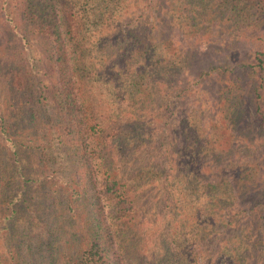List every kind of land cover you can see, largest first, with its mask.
Here are the masks:
<instances>
[{
  "label": "trees",
  "instance_id": "16d2710c",
  "mask_svg": "<svg viewBox=\"0 0 264 264\" xmlns=\"http://www.w3.org/2000/svg\"><path fill=\"white\" fill-rule=\"evenodd\" d=\"M169 1L144 0L136 9L142 14L168 7L184 38L201 25L229 22L240 32L264 22V0ZM18 3L17 11L3 12L4 30L7 41L18 37L23 55L10 60L0 51V101L10 89L22 105L19 114L0 113V140L8 154L0 161V264H206L200 260L204 252L187 244L203 232L199 223L206 220L211 232H219L242 214L259 207L264 212L261 169L251 160L230 161L226 155L236 148L231 134L220 129L226 117L254 115L258 129L247 130L248 137H259L264 147V49L250 53L254 62L244 63L241 75L229 81L228 111L214 129L199 126L198 108L186 113L193 159L177 184L159 187L149 163L134 160L146 140L154 139L150 134L160 131L157 115L145 114L144 105L156 100L164 81L180 74L191 57L161 35L174 20L133 18L132 0ZM30 41L38 43L42 61ZM249 73H258L259 81L245 83L241 77ZM246 88L252 91L249 104L241 93ZM135 108L134 120L110 128ZM22 147L36 154L35 164H22ZM210 155L217 173L206 177L200 159ZM206 166L208 172L215 168ZM260 185V202L218 218V207L255 196ZM150 232L160 236L162 254H147ZM233 246H222L219 254H239L243 247Z\"/></svg>",
  "mask_w": 264,
  "mask_h": 264
},
{
  "label": "rangeland",
  "instance_id": "374dc122",
  "mask_svg": "<svg viewBox=\"0 0 264 264\" xmlns=\"http://www.w3.org/2000/svg\"><path fill=\"white\" fill-rule=\"evenodd\" d=\"M19 1L21 0H0V51L5 49L7 54L10 55L8 57L10 60L11 58L22 56V48L24 46L20 44L17 36L13 37L12 41H7L9 32L4 30L7 27L5 25L7 21L3 19V12L17 11L16 8L19 5ZM149 1L161 2V0ZM132 2L134 3L131 15L133 18L144 19L149 15L153 18L160 17L165 20L166 18H170L171 21L174 20L175 26H163L161 35L172 38L171 47L179 48L182 56L184 52L191 56L183 63L180 74L172 77L169 81H164L165 83L161 85L156 100L151 101L148 105H144L145 114L151 112L157 115L156 119L159 120L158 126L160 127V131L157 129L155 134H150L154 139L146 140V143H144L145 148L138 151L137 160H134L137 164L140 162L149 163L148 165L152 167L151 171L155 172L160 180L154 181V185L159 183L160 187L162 186L161 184H177L188 172L187 165L193 159L192 155L190 157L193 143L191 139L185 138L187 135L186 131L192 128V126L183 121V118L187 116L186 113L192 110V108H198L200 110L198 113V120H201L200 127L205 128L206 126L207 128L208 124L210 129H214L217 124H220L218 120L228 111L225 105V90L228 88L229 81L231 78L237 77L236 74H240L239 71L242 70L241 66L244 63L254 62V55L250 53L256 49H264V22L258 23L255 21L256 26H246L240 32L238 28L229 24V22L218 23L208 28L201 25L197 31L184 38L179 25L176 23V17L169 15L173 13H171L168 7H159V9L146 8L141 14L136 9L137 2L142 5L144 4V0H132ZM165 3L169 4L170 1L163 0L162 4ZM157 30H160L159 25H157ZM206 40L210 41L204 43ZM29 47L36 59H41L40 61H42L43 57L38 43L30 41ZM215 67L216 69H214ZM256 71L259 72L257 69ZM241 78L244 79L245 83L252 82L250 83L252 85L254 84V80L259 78V75L257 73V75H252L250 78L249 73ZM241 93H244L242 97L249 104V97L252 91L246 88L245 91L241 90ZM234 96L236 97V93ZM233 100H237V98H233ZM21 108L22 105L18 101L17 95L13 94L10 89L4 91L0 101V113L19 114ZM136 110L139 109L135 108L131 111L126 110L123 112V116L118 121L113 122V127L110 128L118 130L125 123L134 120ZM145 114L142 119L147 117ZM226 119L227 121H222L220 129H226L231 134L232 145L234 146L232 149L236 148L233 153L226 155V157L230 161L233 160V163L235 161H246L247 163L252 161L251 165L259 170L261 169L260 182L263 181L264 147L259 145V137L250 138L247 133V130H252V128L258 129V119L254 115L249 117L244 115L243 118L235 116V119L230 118V120L226 117ZM145 128L148 129V126ZM247 144L250 146L254 145L251 148H255V152H251ZM21 149L26 150L25 147ZM21 153L22 164H35V153L31 151L28 155L27 150ZM249 155L252 158H248ZM7 157V151L0 140V161ZM227 158L224 160H228ZM206 165L212 166V168L215 166V168L208 172ZM199 167L206 177L217 173L216 159L211 155L201 156ZM204 175L201 177H204ZM196 178L200 179L199 176H196ZM256 184L254 183L255 186ZM179 185L181 186V184ZM151 186L153 187V182ZM262 190L263 188L260 185V190L255 196H250L247 199L244 196L245 199L241 198L233 205L228 206V204H224V208L218 207L216 209L219 214L218 218L224 214L231 213L235 208H242L248 202H260ZM225 207L228 209H225ZM260 214L264 216L261 207L258 210H254L251 215L242 214L239 221L233 223L227 229L220 228L219 232L218 230L216 231L218 233L215 231L211 232L209 222L203 220L198 225H201L199 228L203 232L195 236L187 244L194 249L204 252V254H200V260L206 261V264H264V219L260 218ZM151 216L155 217L158 214L151 213ZM158 218L160 217L158 216ZM146 225L147 222L141 221L139 223V226L142 228H145ZM217 226H219L218 222ZM157 235V232L152 233V235L151 232L148 234L147 238H149L150 242L147 243V254H162V250L158 251L162 248H158L160 236ZM155 237L156 241L153 242L152 240ZM231 245L233 247L242 245L243 247H241L239 254H219L222 246L224 247V251L226 247L229 248ZM128 258L132 259L131 256Z\"/></svg>",
  "mask_w": 264,
  "mask_h": 264
}]
</instances>
